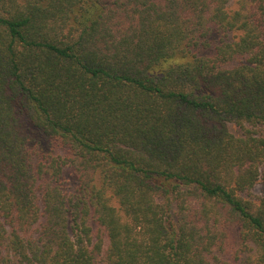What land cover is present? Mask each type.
Segmentation results:
<instances>
[{
    "label": "trees",
    "instance_id": "16d2710c",
    "mask_svg": "<svg viewBox=\"0 0 264 264\" xmlns=\"http://www.w3.org/2000/svg\"><path fill=\"white\" fill-rule=\"evenodd\" d=\"M261 181L264 0H0V264H264Z\"/></svg>",
    "mask_w": 264,
    "mask_h": 264
},
{
    "label": "rangeland",
    "instance_id": "374dc122",
    "mask_svg": "<svg viewBox=\"0 0 264 264\" xmlns=\"http://www.w3.org/2000/svg\"><path fill=\"white\" fill-rule=\"evenodd\" d=\"M230 128L234 131H236V130L240 131L241 130L239 127L235 126L234 124H230ZM255 193L259 194V195L264 194V182L263 181H261L257 184V186L255 188ZM238 238H239L238 229L236 227H234L231 230V239H229L230 244L228 243L229 246H227V250L223 255V258L225 259V261L229 262L231 264L238 262V259H237V256L239 255L238 251H237Z\"/></svg>",
    "mask_w": 264,
    "mask_h": 264
}]
</instances>
